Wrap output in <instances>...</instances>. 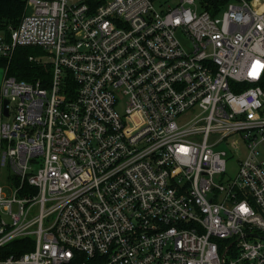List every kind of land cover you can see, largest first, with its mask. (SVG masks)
<instances>
[{
	"label": "built area",
	"instance_id": "2783aa9c",
	"mask_svg": "<svg viewBox=\"0 0 264 264\" xmlns=\"http://www.w3.org/2000/svg\"><path fill=\"white\" fill-rule=\"evenodd\" d=\"M25 6L0 56L48 69L1 67L0 264H264V0Z\"/></svg>",
	"mask_w": 264,
	"mask_h": 264
},
{
	"label": "trees",
	"instance_id": "16d2710c",
	"mask_svg": "<svg viewBox=\"0 0 264 264\" xmlns=\"http://www.w3.org/2000/svg\"><path fill=\"white\" fill-rule=\"evenodd\" d=\"M25 10V0H0V22L3 25L15 26ZM40 53H42V50L38 46L18 45L9 58L0 56V67L6 68L9 74L18 78H25L27 80L41 78L43 75L47 74L46 70L48 68L28 58L30 54L35 55ZM261 84L264 85V74ZM23 240L25 239H17L11 244H19ZM22 251H24V249H21L19 252Z\"/></svg>",
	"mask_w": 264,
	"mask_h": 264
},
{
	"label": "rangeland",
	"instance_id": "374dc122",
	"mask_svg": "<svg viewBox=\"0 0 264 264\" xmlns=\"http://www.w3.org/2000/svg\"><path fill=\"white\" fill-rule=\"evenodd\" d=\"M169 1H171L173 3L175 0H169ZM155 4L157 5L156 1H155ZM179 38L181 39V41L184 43L185 46L188 45L187 42H186V39L184 38V36H179ZM1 79H2V70L0 69V83H1ZM227 169H228V173L229 174L234 173V171H235V163L234 162H229L228 166H227ZM4 191L6 193H8L7 189H4Z\"/></svg>",
	"mask_w": 264,
	"mask_h": 264
},
{
	"label": "water",
	"instance_id": "95a60500",
	"mask_svg": "<svg viewBox=\"0 0 264 264\" xmlns=\"http://www.w3.org/2000/svg\"><path fill=\"white\" fill-rule=\"evenodd\" d=\"M0 69H1V67H0ZM2 70V69H1ZM6 102V100H4V103ZM4 112H6L5 110H4ZM251 235H254V236H258V234H256V233H254V234H251ZM261 237H263L264 238V236H261Z\"/></svg>",
	"mask_w": 264,
	"mask_h": 264
}]
</instances>
